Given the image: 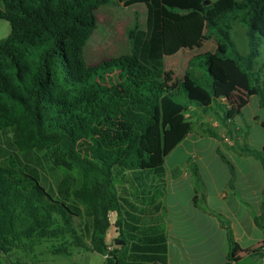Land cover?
<instances>
[{
	"label": "trees",
	"instance_id": "16d2710c",
	"mask_svg": "<svg viewBox=\"0 0 264 264\" xmlns=\"http://www.w3.org/2000/svg\"><path fill=\"white\" fill-rule=\"evenodd\" d=\"M116 1L0 0L10 25L0 39V256L46 241L52 254L91 250L103 264H166L162 186L146 175L161 179L166 155L194 127L190 107L216 109L224 124L219 98L241 85L264 109V0H123L146 10L144 27L127 30L131 52L89 64L96 10ZM236 24L246 52L231 36ZM203 39L214 50L165 84L164 57ZM249 152L264 167V151ZM260 207L264 232V188Z\"/></svg>",
	"mask_w": 264,
	"mask_h": 264
},
{
	"label": "crops",
	"instance_id": "0c3cea01",
	"mask_svg": "<svg viewBox=\"0 0 264 264\" xmlns=\"http://www.w3.org/2000/svg\"><path fill=\"white\" fill-rule=\"evenodd\" d=\"M219 101L229 115L226 123L219 122L216 109L190 107L194 127L163 164L160 214L167 235L166 264H264V232L255 221L264 167L249 152L264 151V120L256 112L262 108L256 96L238 88ZM253 126L258 137L250 132Z\"/></svg>",
	"mask_w": 264,
	"mask_h": 264
},
{
	"label": "rangeland",
	"instance_id": "374dc122",
	"mask_svg": "<svg viewBox=\"0 0 264 264\" xmlns=\"http://www.w3.org/2000/svg\"><path fill=\"white\" fill-rule=\"evenodd\" d=\"M96 17L97 26L83 48V56L89 64L129 54L131 52V44L127 37V30L134 25L144 27L146 10L143 4L125 7L123 0H117L114 4L98 7ZM171 25L173 24L170 21L165 20V32L172 30ZM9 32V23L4 19H0V39L6 37ZM170 33L171 35L173 34L172 31ZM178 36L179 33L174 36V39H177ZM231 36L238 50L246 52L247 46L243 26L236 24L231 30ZM212 43L209 39H203L193 49L182 48L176 55L164 57V71L167 74L163 77V82L171 86L175 85L181 79L188 59L194 54L212 52L214 47ZM261 53L264 55V46L261 48ZM239 91L241 92V85L239 86ZM173 92L176 93L177 98H183L181 90L175 88ZM252 105L253 102L250 107H253ZM250 107L245 109L247 115L250 114ZM256 112L264 120V110L260 109L256 110ZM250 132L252 136L258 137L255 126L250 129ZM146 181L147 183L161 184V179L152 174L146 175ZM114 219V215L110 214V220L114 221ZM116 237L117 233L115 230L109 228L106 233L108 243H113ZM49 247L50 242L40 241L31 247L25 246L15 249L7 258L0 256V264H11V262L16 264H103V256L91 250L74 249L71 255H62L50 253Z\"/></svg>",
	"mask_w": 264,
	"mask_h": 264
},
{
	"label": "water",
	"instance_id": "95a60500",
	"mask_svg": "<svg viewBox=\"0 0 264 264\" xmlns=\"http://www.w3.org/2000/svg\"><path fill=\"white\" fill-rule=\"evenodd\" d=\"M118 1H122V0H118ZM210 0H204V4H209ZM121 244H123V240L119 241ZM114 243L117 244L118 243V239H114Z\"/></svg>",
	"mask_w": 264,
	"mask_h": 264
},
{
	"label": "built area",
	"instance_id": "2783aa9c",
	"mask_svg": "<svg viewBox=\"0 0 264 264\" xmlns=\"http://www.w3.org/2000/svg\"><path fill=\"white\" fill-rule=\"evenodd\" d=\"M185 116L189 118V114H188V113H186ZM223 139H224L225 141H227V138H226V137H224Z\"/></svg>",
	"mask_w": 264,
	"mask_h": 264
}]
</instances>
